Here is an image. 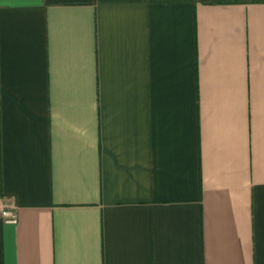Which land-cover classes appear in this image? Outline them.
<instances>
[{
	"label": "crops",
	"instance_id": "crops-1",
	"mask_svg": "<svg viewBox=\"0 0 264 264\" xmlns=\"http://www.w3.org/2000/svg\"><path fill=\"white\" fill-rule=\"evenodd\" d=\"M0 264H264V0H0Z\"/></svg>",
	"mask_w": 264,
	"mask_h": 264
},
{
	"label": "built area",
	"instance_id": "built-area-1",
	"mask_svg": "<svg viewBox=\"0 0 264 264\" xmlns=\"http://www.w3.org/2000/svg\"><path fill=\"white\" fill-rule=\"evenodd\" d=\"M1 217L6 222H16L18 220L17 210L13 207H8L0 211Z\"/></svg>",
	"mask_w": 264,
	"mask_h": 264
}]
</instances>
